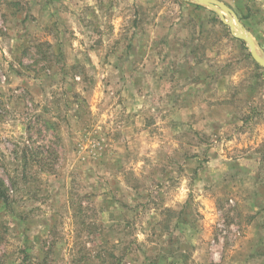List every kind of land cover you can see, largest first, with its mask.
<instances>
[{"label": "rangeland", "instance_id": "obj_1", "mask_svg": "<svg viewBox=\"0 0 264 264\" xmlns=\"http://www.w3.org/2000/svg\"><path fill=\"white\" fill-rule=\"evenodd\" d=\"M0 178L5 264H264V67L192 0H0Z\"/></svg>", "mask_w": 264, "mask_h": 264}, {"label": "water", "instance_id": "obj_2", "mask_svg": "<svg viewBox=\"0 0 264 264\" xmlns=\"http://www.w3.org/2000/svg\"><path fill=\"white\" fill-rule=\"evenodd\" d=\"M199 4L208 6L215 10L222 18V20L229 25L234 37L244 41L249 48L252 58L262 67H264V54L259 50L258 43L254 36L241 24L236 14L231 8L219 0H192ZM225 12L228 16L226 20L224 17Z\"/></svg>", "mask_w": 264, "mask_h": 264}, {"label": "trees", "instance_id": "obj_3", "mask_svg": "<svg viewBox=\"0 0 264 264\" xmlns=\"http://www.w3.org/2000/svg\"><path fill=\"white\" fill-rule=\"evenodd\" d=\"M9 192H10L9 187L4 182V180L0 178V201H7L9 198ZM0 264H5V259L1 256H0Z\"/></svg>", "mask_w": 264, "mask_h": 264}]
</instances>
